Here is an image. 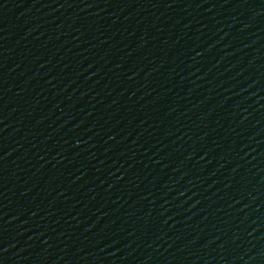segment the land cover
Instances as JSON below:
<instances>
[{
  "label": "water",
  "instance_id": "water-1",
  "mask_svg": "<svg viewBox=\"0 0 264 264\" xmlns=\"http://www.w3.org/2000/svg\"><path fill=\"white\" fill-rule=\"evenodd\" d=\"M0 264H264V0H0Z\"/></svg>",
  "mask_w": 264,
  "mask_h": 264
}]
</instances>
